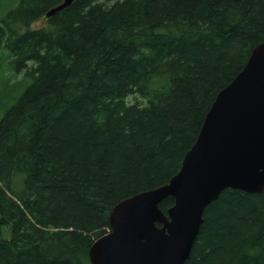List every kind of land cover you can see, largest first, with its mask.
<instances>
[{
	"label": "trees",
	"instance_id": "trees-1",
	"mask_svg": "<svg viewBox=\"0 0 264 264\" xmlns=\"http://www.w3.org/2000/svg\"><path fill=\"white\" fill-rule=\"evenodd\" d=\"M62 1L0 19V51L32 78L0 118V264H91L112 208L179 171L264 41V0H72L47 17ZM203 217L185 264H264V191L226 188Z\"/></svg>",
	"mask_w": 264,
	"mask_h": 264
},
{
	"label": "water",
	"instance_id": "water-1",
	"mask_svg": "<svg viewBox=\"0 0 264 264\" xmlns=\"http://www.w3.org/2000/svg\"><path fill=\"white\" fill-rule=\"evenodd\" d=\"M226 188L264 191V41L218 92L179 171L112 208L111 229L90 246L91 264H185L206 207ZM169 196L165 213L159 205Z\"/></svg>",
	"mask_w": 264,
	"mask_h": 264
},
{
	"label": "rangeland",
	"instance_id": "rangeland-1",
	"mask_svg": "<svg viewBox=\"0 0 264 264\" xmlns=\"http://www.w3.org/2000/svg\"><path fill=\"white\" fill-rule=\"evenodd\" d=\"M18 0H0V19L14 8ZM45 16L33 22L32 28L46 24ZM6 49H1L0 55V118L23 93L30 84L32 78L27 76L25 71L16 72L5 57Z\"/></svg>",
	"mask_w": 264,
	"mask_h": 264
},
{
	"label": "bare ground",
	"instance_id": "bare-ground-1",
	"mask_svg": "<svg viewBox=\"0 0 264 264\" xmlns=\"http://www.w3.org/2000/svg\"><path fill=\"white\" fill-rule=\"evenodd\" d=\"M48 17V16H47ZM50 17V16H49Z\"/></svg>",
	"mask_w": 264,
	"mask_h": 264
}]
</instances>
